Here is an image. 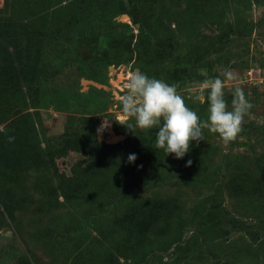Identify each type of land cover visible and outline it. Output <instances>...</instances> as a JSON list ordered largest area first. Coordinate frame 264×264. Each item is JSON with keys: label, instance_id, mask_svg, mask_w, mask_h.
I'll return each instance as SVG.
<instances>
[{"label": "rangeland", "instance_id": "1", "mask_svg": "<svg viewBox=\"0 0 264 264\" xmlns=\"http://www.w3.org/2000/svg\"><path fill=\"white\" fill-rule=\"evenodd\" d=\"M5 1L0 0V10ZM7 1L4 17L11 23L9 29H15L14 25L20 22L23 29L19 37L0 31V57L4 58L9 52L10 64L17 67L16 73L20 72L12 74L8 70L12 67H7L8 61L0 60V127L12 121L16 130L24 134L25 145L30 138L38 140L45 151L44 158H48V169L34 166L24 177L19 173L20 180L12 185L16 198L9 209L14 216L3 208L4 215L0 217V264L76 263L77 255L84 249V240H87L85 229L75 228L76 218L80 217L78 210L88 207V203L79 201L81 193L77 191L75 194L80 195L75 201L79 204H74L77 211L73 203L61 202L62 196L54 206L49 204L53 193H61L67 180L89 165L91 153L76 147V140L86 139L84 136L89 134L97 142L110 145L129 139L120 150L102 149L99 153L104 173L112 180L114 191L124 194L126 190L129 198L134 197L136 188L142 183H138L139 171L146 173L149 179L162 172H155L160 167L156 153H161L164 170L173 174L172 183L141 185L147 189L137 191L135 195L162 199L164 208L158 216L159 226L168 223L178 226L188 221L178 243L165 252L164 261L170 264H264V0H210L203 16L201 34L191 39L174 32L186 0H114L125 11L138 5L137 18L146 26L150 20L160 19L165 35L146 39L142 44L136 42L139 24H135L127 13L115 15L112 20L116 23L112 27H100L89 39H78L73 44L71 33L67 32L69 29L65 30L66 37L59 38L57 32L37 36L38 32L33 28L44 25L46 29L57 31L59 22L69 19L70 29H73V16L65 8L58 14L49 7L44 13V3L48 2L47 7L51 5L49 0ZM92 1L77 0L73 11H78L77 14L94 11L100 16L103 4L109 0ZM53 2L57 4L58 0ZM126 24L131 28L127 34L124 31ZM99 35L105 36V47H98ZM120 37L127 39L123 42ZM27 44L42 46L48 56L52 55L47 62H40L39 69L34 66L40 74L36 75L32 86L24 76L29 70L28 56L24 57ZM90 58L97 65L86 68L100 67L106 82H98L94 77L75 82L76 70L82 71L84 66L78 60ZM49 68L51 74L47 73ZM225 70L236 76L225 87L229 109L236 87L243 90L252 104L244 119L251 125L249 134L227 144L218 134L204 129V140L192 141L189 152L177 159L175 154L166 155L163 149H157L156 141L149 142L152 137L149 131L154 130L156 135L158 129L136 128L134 133L118 122L124 118L122 111L110 107L111 102H117L123 94L128 74L140 71L150 78L175 85L180 93L185 92V102L203 120L207 118L208 104L206 100L196 99L202 78L220 76L223 79ZM202 71L208 76L200 77ZM14 78L29 85L24 86L29 89L16 91L10 84ZM92 87L110 92L109 107L103 102L86 103L75 93V88L84 93ZM68 91H71L69 99L63 96ZM99 97L105 99L107 96L99 94ZM52 98L59 99L61 110L54 106L40 107L39 102ZM128 123L134 125L135 120L129 119ZM28 128L32 131L26 132ZM8 137L9 134L5 140ZM130 154H135L134 162H129ZM189 160L190 165L187 164ZM100 171L98 166L97 172ZM105 186L109 187L108 183ZM80 190L83 198L86 197L87 192ZM203 200L205 202L201 204ZM210 208L215 210L211 217L208 216ZM190 219L195 221L190 222ZM212 220L221 221L220 225L229 228L230 233L210 237L206 226ZM91 234H96L93 228ZM171 236L177 237L178 232L172 231ZM119 261L122 264H163L158 258L139 262L120 256Z\"/></svg>", "mask_w": 264, "mask_h": 264}, {"label": "trees", "instance_id": "2", "mask_svg": "<svg viewBox=\"0 0 264 264\" xmlns=\"http://www.w3.org/2000/svg\"><path fill=\"white\" fill-rule=\"evenodd\" d=\"M49 1L51 5H49L48 7V2L44 3V13H47L49 7L52 9L53 13L55 12L58 14L62 13V10L65 8L67 12L71 13L73 16L71 25H73L74 28L70 29L69 19H65V22H59L60 29H57V31L56 29L52 28L46 29L44 25L38 29V27H33L31 24V26L38 32L37 36H48V33L57 32L60 33L59 38H64L66 37L65 30L69 29L67 32L69 33L70 31L71 38L74 40L73 44H76L77 42L75 43V41H78V39H89L96 32V29H99L100 27H112L111 25L116 23L112 20V18L117 14L125 13L132 16L133 22L135 24H139V30L137 33L138 39L136 40L137 44H142V41H145L146 39L153 40L154 38H156V36L162 38V36H164L166 32L165 28L160 24V19L156 18L154 20H150L148 26L143 24L142 20H140L139 17L137 18V7H139L138 5H136V7L133 5L131 9L125 11L114 0H109L105 4L100 2L104 5L103 7L105 9L103 8L99 13L100 16H97L96 12L94 11H84L79 14H77L78 11H73L78 4L77 0H60V3L58 0L57 4H54V0ZM94 1L95 0H93L92 3H94ZM209 1L210 0H186V7L182 11V15L176 20L177 28L174 29V32L178 36L185 39L198 38L201 34L200 29L203 23V16L206 7L209 4ZM7 7L8 1L6 0L4 8L0 10V31H3L7 35L9 33H12L13 36L19 37L23 29V24L22 22L17 23L14 25L16 26L15 29H9L11 23L7 22L6 18L4 17V12ZM124 31L126 34L128 32H131V28L128 24L125 25ZM104 37L105 36L103 35H99L97 37V44L99 48L105 47L106 45ZM125 39L127 38H119V40H122L123 42H125ZM96 52L99 51L96 50ZM7 53L4 55V58L0 57V60L4 59L5 61H8L7 67H12H8L9 72H12V74H20V72L16 73V70H18L17 67L13 64H10L12 62V59L10 57L11 54L9 52ZM24 53V57H26V55L28 56L27 60L30 66L29 68L28 64L26 63L29 70L24 76H26V79H29V81H26L32 86L36 82L34 81L36 75L40 74L37 71V69H39L40 62H47L49 60L48 57H51L52 55L48 56V51H46L45 48H42V46H38L36 44H27L24 48ZM78 61L82 63V66H84L83 69H81L82 71L76 70L75 72V75L77 76V81H75L76 83L80 81V78L89 79L93 77L101 83L107 81V79L103 78L104 73H102V69L100 67L97 66L92 68L91 66L90 68H86L89 65H97V63L94 64L95 60H91L90 58L87 60L81 59ZM34 66H37V69H34ZM55 66L57 65L55 64ZM50 68L47 70L48 74H51L49 73ZM52 68L54 69V72V65H52ZM203 80L204 78H202V81ZM22 82L23 81H20L19 78H14L10 84H13V88L16 89V91H23V89L25 88L24 86L28 87L29 85H24ZM30 89L35 88L30 87ZM75 89L76 95L81 97V99L86 103L92 101L98 102L100 104H102L103 102L106 107H109L110 105V92H106L94 87H92L88 92L84 93L80 92L78 90L79 88ZM70 92L71 91H68V93H65L63 96L69 99V95H71ZM184 93L185 92H181L182 95ZM99 94H103L107 97H105V99L100 98ZM58 102V98H52L51 100L48 99L45 102H39V105H42L40 107L54 106L53 108H55L56 110H61L62 106ZM115 102L116 100L111 102L110 107H113ZM117 103L119 105V108L121 109L119 100L117 101ZM111 112H116V110L111 109ZM3 128L5 129V131L0 132V217L4 215L2 213L3 208L5 211H8V213L11 212L9 207L13 204V202H15L16 198L14 190L12 189V185L16 184L20 180V177L18 178V176H20V174H23L22 177H24L27 174V171L33 169L34 166H37V168L38 166H40L44 167V169H48V158H44L45 151L40 147L41 144L38 143V140L30 138L29 143L25 145L26 141L24 134L16 130V125L12 121L3 126ZM250 129L251 125L244 122L243 130L238 135V137L249 134ZM14 130L16 131L12 133V131ZM28 131L32 130L28 128L26 132ZM8 134L10 137L14 135L13 141L9 142V140H5ZM149 134L154 137H151L149 142L156 141L154 130H150ZM84 137L86 139L78 138L76 140V143H78L76 147L86 153H91L89 165L84 170H82V172L76 171L72 178H70L71 180H67V183L65 185L63 184L64 187L62 188L61 193H53V195H51V199L49 198L51 201L49 205L53 204L54 206L56 202H60L58 199L62 196L63 201L61 202H66L71 205L73 203V206L76 209L75 211L78 210V207L74 204L77 203L78 205L79 201H86V203H88V207H84L81 210L79 209L80 211L78 210V214L80 215V217L76 218L77 223L75 225V228L85 229L83 231H85V239L87 240H84V249L82 252H80L81 254L78 251L79 254L76 257V263L74 264H119L121 263L119 261L120 256H124L126 260L132 259L139 262H148L151 259L156 260L158 258L159 262L163 264H170L169 261H164V254L165 252H168L169 249L173 247V245L178 243L179 239L182 237L186 225L188 224V221H183L184 223L178 226H174V223H168L159 226L158 224L160 222L158 220V216H160L161 208H164V203L163 201H161L162 199L159 200L157 198H150L149 196H136L137 191H143L147 189L146 187L142 188L141 185L147 186L148 184H150L161 186L172 183L173 174L169 171L164 170L162 164L163 161L160 155L161 153L159 151L156 153L158 164L157 166L160 167L158 168V170L156 169L155 172H157L158 174L161 170L162 172L156 177L149 179L146 173L144 174L139 171L138 173L140 179L138 183H140V181H142V183L136 188V195L134 194L133 198H129L130 194L126 190H124V194H117L114 191L115 189L112 186V180H110V178L104 173V164L102 165V158L99 154L102 149L109 150L111 148L114 150H120L125 147V145L127 144V140L129 139L127 138V140L125 139L122 142L110 145L97 142L92 134H89V136L86 135ZM117 140L118 138L114 142H116ZM60 151L62 152V148L60 149ZM98 166L101 168L100 173L97 172ZM110 166L111 165L109 164V167ZM146 180L149 182L147 183ZM107 183L109 187L105 186V184ZM8 184L10 185V187ZM80 188L83 189L85 193L87 192L85 195L86 197L83 198ZM77 191L78 193H81V200L75 202L79 199L78 197L80 196L75 194V192ZM45 195L48 197L47 194ZM20 200L23 201L24 199L20 198ZM204 202L205 200H203L201 204ZM209 210L210 213L208 216L211 217L212 214H215V210L213 211V208H210ZM11 214V216L13 217L14 214L12 212ZM198 215L199 214L196 212V217ZM192 221H195V219H190V222ZM220 222L221 221L218 220H212V222H210L206 226L207 228H209L208 233L210 237L214 238L216 236H221L224 233H230L231 230L229 231V228L221 226ZM91 228L96 231V234H91ZM174 230L178 232V236L169 237V235H171V232ZM105 241H107L108 244L105 243ZM51 248L53 249V245L51 246ZM101 249H103L104 251H102ZM31 263L37 264L33 261H31Z\"/></svg>", "mask_w": 264, "mask_h": 264}, {"label": "clouds", "instance_id": "3", "mask_svg": "<svg viewBox=\"0 0 264 264\" xmlns=\"http://www.w3.org/2000/svg\"><path fill=\"white\" fill-rule=\"evenodd\" d=\"M201 75L208 76L206 71H202ZM222 75L223 79L220 76L206 78L200 85L196 99L201 102L206 100L208 104L207 118L202 120L187 105L175 85L150 78L140 71L130 72L123 85V94L119 97L124 118L118 122L127 125L134 133L136 128L158 129L156 148L163 149L166 155L175 154L177 159L189 152L192 141L199 143L204 140V129L218 134L225 144L230 143L242 132L245 116L252 104L246 99L243 90L236 87L232 92L229 109L225 87L236 76L229 70H225ZM129 119H134L135 124H129ZM4 131L0 127V132ZM8 140L11 142L14 137H8ZM135 159V154L128 157L129 162H134ZM187 164L190 165L191 160Z\"/></svg>", "mask_w": 264, "mask_h": 264}, {"label": "built area", "instance_id": "4", "mask_svg": "<svg viewBox=\"0 0 264 264\" xmlns=\"http://www.w3.org/2000/svg\"><path fill=\"white\" fill-rule=\"evenodd\" d=\"M113 108L116 109L117 111L121 110V109L119 108V105H118L117 102L114 103Z\"/></svg>", "mask_w": 264, "mask_h": 264}]
</instances>
